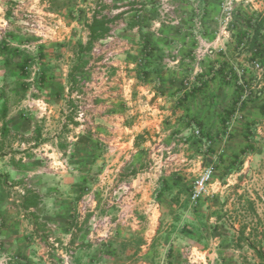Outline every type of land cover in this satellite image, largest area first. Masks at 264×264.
Masks as SVG:
<instances>
[{
	"label": "crops",
	"instance_id": "1",
	"mask_svg": "<svg viewBox=\"0 0 264 264\" xmlns=\"http://www.w3.org/2000/svg\"><path fill=\"white\" fill-rule=\"evenodd\" d=\"M221 1L177 0L178 11L142 45L138 23L128 24L132 39L126 37L131 41L108 66L94 69L101 78L89 82L93 70L82 71V94L67 97L83 105L75 118L81 122L67 123L66 145L55 146L49 171L29 182L41 204L0 210V263L180 264L177 250H183V232L191 230L184 217L201 214L198 204L187 202L201 169L216 161L215 187L227 194L232 184L246 181L241 169L261 166L264 154V0H238L227 27L219 21ZM69 70L59 72L69 76ZM45 74L50 94L38 105L49 106L50 114L39 111V122L58 120L62 93L71 85L55 72ZM241 81L263 88L242 109ZM237 111L241 118L224 143ZM202 138L212 144L208 154ZM95 169L109 183L130 174L116 208L102 209L95 189L84 194ZM46 228L54 234L49 241ZM118 247L128 250L119 253Z\"/></svg>",
	"mask_w": 264,
	"mask_h": 264
},
{
	"label": "rangeland",
	"instance_id": "2",
	"mask_svg": "<svg viewBox=\"0 0 264 264\" xmlns=\"http://www.w3.org/2000/svg\"><path fill=\"white\" fill-rule=\"evenodd\" d=\"M177 7V0H0V210L23 208L26 189L32 188L29 182L33 181V176L49 171L50 160L54 159L51 158L53 148L66 145L62 139L70 133L67 123L76 126L81 122L75 118L83 105H79L77 98L75 101L67 98L72 91L82 94L81 74L93 70L92 76H88L89 82H97L100 75L94 69L108 66L116 58L115 51L125 49L123 43L131 41L126 38L132 39L127 35L128 24L138 23L142 35L138 44L142 45V38L149 32L159 33L169 16L178 11ZM194 11L197 15L198 6L195 5ZM95 16H105L112 21L111 32L88 49L89 25ZM83 62L88 63L90 71L85 72L87 66L83 72L78 71L77 67ZM64 67H69V76L59 72ZM50 71L59 74L55 77L60 82L61 78L69 80L70 91L67 93L66 88H59L65 91L62 95L66 98L64 105L59 107L61 110H56L58 120L46 118L39 122L40 112L44 117L50 114L49 106L40 109L38 105L41 96L48 100L49 81L45 72ZM251 91L257 94L263 88ZM229 136L225 135L224 143ZM203 144V153L208 154L212 144L204 138ZM40 161L44 163L41 166ZM258 164L261 166L241 169L246 181L240 186L232 184L226 189L227 194L221 185L215 187L218 178L214 173L210 195L196 203L197 208L202 209L197 210L200 216L184 217L191 230L183 232L185 244L183 250H177L180 264H264V154ZM98 171L92 170L93 175L84 190H96L102 209L116 208V198L127 187L122 183H130V174H126L125 180L120 178L121 183L118 177L109 183ZM121 186L124 190L119 189ZM190 189L191 197L194 182ZM219 191L225 194L219 198L210 197L211 193L221 195ZM180 218H174V222H180ZM170 220H173L171 216ZM44 235L49 241L54 234L46 228ZM115 250L121 253L128 249L118 247ZM8 263L6 259L0 264Z\"/></svg>",
	"mask_w": 264,
	"mask_h": 264
},
{
	"label": "built area",
	"instance_id": "3",
	"mask_svg": "<svg viewBox=\"0 0 264 264\" xmlns=\"http://www.w3.org/2000/svg\"><path fill=\"white\" fill-rule=\"evenodd\" d=\"M238 0H222L221 2V13H220V24L223 27H227L233 20L234 12H235V4ZM256 68L259 69V66L256 65ZM241 86H245L243 81L240 82ZM246 89V88H244ZM249 96V91L245 90L244 95L242 97V102L247 100ZM242 105L239 104V108ZM241 118V112L237 111L231 118L230 127H228L227 137L230 134V129L232 125ZM199 134V133H197ZM215 162L207 165L200 175L194 181V191L191 196V200L193 204L198 203L202 198L210 195V183L215 173Z\"/></svg>",
	"mask_w": 264,
	"mask_h": 264
},
{
	"label": "trees",
	"instance_id": "4",
	"mask_svg": "<svg viewBox=\"0 0 264 264\" xmlns=\"http://www.w3.org/2000/svg\"><path fill=\"white\" fill-rule=\"evenodd\" d=\"M118 18H120V16L116 17V19H118ZM110 23H112V21H110L105 16L100 17V18L98 16L94 17L93 22L89 25V34H90L89 39H90V41H89V44L87 46L88 49H90L95 42L104 40L105 38L108 37V35L111 32ZM81 48H83V47H81ZM87 65H88L87 62L81 63L77 67L78 71H82ZM244 85L245 86L240 85V87H239L240 94H239V99L237 102L242 105L240 107V109H242L243 107L246 106V102L252 100L253 98H255V96L258 97L257 96L258 94L252 93L251 88L246 83H244ZM244 88L249 89L250 93H249L247 100L242 102V97L244 95V92H245V90H247ZM227 132H228V127L226 129V134H227ZM201 140L203 141V138ZM41 201H42V197L39 195V193L37 191H35L32 188H27L26 189V195L24 198L23 208L27 209V210L28 209H36L41 204Z\"/></svg>",
	"mask_w": 264,
	"mask_h": 264
}]
</instances>
